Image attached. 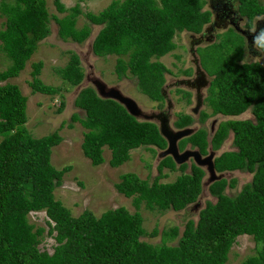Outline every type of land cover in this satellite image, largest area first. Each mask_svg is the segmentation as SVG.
Listing matches in <instances>:
<instances>
[{"label": "trees", "instance_id": "16d2710c", "mask_svg": "<svg viewBox=\"0 0 264 264\" xmlns=\"http://www.w3.org/2000/svg\"><path fill=\"white\" fill-rule=\"evenodd\" d=\"M54 5L58 13L66 15L50 16L45 0H0V16L5 17L0 29V54L10 63L6 70H0V264H226L236 239L243 235L252 237L256 250L241 264H264L263 102L257 103L254 111L262 120L257 126L230 121L222 124L209 142L202 129L181 141L180 150L190 144L206 155L208 145L211 150H218L232 129L237 150L216 157L215 171L252 175L251 181L233 197L226 195L225 190L235 187V179L223 178L210 184L207 191L215 202L206 200L197 220L186 221L181 233L174 226L162 232L159 243L145 241L146 235L156 237L158 229L147 234L138 210L144 204L153 212H180L197 203L206 174L193 163L187 174V164L177 167L170 157H165L159 161L158 175L152 182L135 173L121 175L115 188L132 198L134 213L119 207L100 216L85 210L74 217L55 198L54 190L69 171V167L58 170L51 164L52 148L62 138L58 131L32 137L25 127L27 97L17 85L7 83L19 76L38 44L50 35V22L56 23L60 39L77 44L91 34L87 25L77 28L79 16L101 27L92 40L93 54L104 59L116 56L117 79L130 74L141 94L152 102H162L163 73L167 69L158 59L176 48V34L199 33L208 23L209 14L201 11L203 0H114L97 14L83 13L78 5L66 9L61 0H54ZM247 9L253 14V7ZM209 47L201 55L208 72L213 73V45ZM31 66V92L60 95L59 87L45 85L39 79L42 62ZM236 67L235 62L217 64L220 96L213 100L212 81L208 98L212 112L214 107L215 113L238 114L249 105L232 80ZM55 71L72 87L84 80L76 53H71L67 64ZM233 83L236 87H231ZM260 96L264 97V91ZM74 106L84 112L83 118L74 114L72 121L85 129L81 150L93 166L104 163V148L109 150V166L114 168L129 161L130 152L137 148H166L156 123L135 119L116 101L98 97L91 86L80 89ZM63 107L64 103H60L58 112ZM192 122L191 117L180 114L173 125L184 129ZM165 169L178 170L180 174L174 181L163 183L161 180L168 177L163 173ZM37 212L45 213L48 235L56 243L52 254L40 248L45 228L28 219L30 213ZM175 240V244H168Z\"/></svg>", "mask_w": 264, "mask_h": 264}, {"label": "rangeland", "instance_id": "374dc122", "mask_svg": "<svg viewBox=\"0 0 264 264\" xmlns=\"http://www.w3.org/2000/svg\"><path fill=\"white\" fill-rule=\"evenodd\" d=\"M47 10L50 16L62 18L66 13H58L54 0H45ZM114 0H61V3L66 9H70L76 5L79 6L83 13L97 14L104 10ZM122 1V0H119ZM158 1V0H156ZM5 17L0 16V29L3 28ZM87 25L91 31L90 37L82 44L74 43L70 40H62L58 37V27L54 21L50 22V35L38 44L36 52L31 59L26 63L18 77L9 79L7 83L15 84L21 90V93L27 97V122L25 127L29 134L34 138H40L51 134L55 131L59 132L62 138L61 143L52 148L51 164L58 170L69 167V171L63 176L61 185L54 190V196L59 200L69 211L72 216L76 217L83 211L89 210L96 216H100L103 212L119 207H125L130 213L135 212L132 198H126L120 194L115 185L120 182V176L126 173H135L141 179H148L152 182L158 175L157 165L159 163V150H148L143 147L137 148L130 152V159L119 167H110L109 159L110 152L104 148L103 157L104 163L99 166H93L88 158H86L81 150L83 141V133L85 129L79 122H73L72 116L77 114L80 118L84 117V112L74 106V100L83 87L91 86L85 76L97 77L103 80L107 86L119 89L124 95L136 101L140 109L146 113H151L156 110V103L150 101L144 94H141L136 87V79L128 74L121 79H117L114 73L116 56L108 58L96 57L91 49L92 40L98 33L101 27L94 26L82 16L77 18V28H82ZM182 33H178L173 38L176 48L170 53L160 58L161 63L170 71V76L167 80L179 77L181 71L187 66L188 60L179 61L180 56L187 57L188 39ZM183 43V44H182ZM187 45V46H186ZM210 48V47H209ZM208 48V49H209ZM213 50V49H212ZM205 51L201 54L204 55ZM71 53H76L81 61V66L84 71V80L77 86L72 87L62 81L56 73V68L64 67ZM200 54V51H198ZM201 56L200 58H202ZM206 63H208V60ZM42 62V67L39 79L49 86L59 87L60 95L48 96L43 94H33L29 87L31 82L32 63ZM10 65L4 54H0V70H6ZM168 82V83H169ZM173 88L168 89V94L173 103L172 124L176 118L175 113H190L189 103L181 101L179 96L175 94ZM60 103H64L61 112H58ZM210 110L208 109L207 112ZM178 114V115H179ZM197 115H194L195 124L192 128L197 129L200 125L197 123ZM204 126V125H203ZM204 129L205 128L204 126ZM232 138L228 137L216 151V156L222 152L231 151L234 147L231 144ZM189 147V146H187ZM188 161L185 173L190 172ZM178 167V166H177ZM167 173L168 177L162 179L161 182H172L180 174L178 170ZM225 178L236 180L234 188H226L225 194L235 196L242 187L248 184L252 175L247 172L235 171L226 173ZM206 182V177L205 181ZM206 200L215 202V198L209 195L207 186H204L203 194L200 196L197 207L196 204L189 205L185 210L174 212L168 210L166 212L149 211L144 204L140 205L139 212L143 218V227L149 234L155 227L158 229V235L154 238L146 235L143 239L152 244L160 242L163 231H168L174 226L181 231L184 224L189 219L196 221L198 211L204 206ZM30 223H34L37 227H44V239L40 244L42 250H46L50 254L53 252V247L56 245L54 239L48 235V227L46 226V216L44 212L30 213ZM175 241H169V245L175 244ZM256 244L250 236H239L235 244L232 246L226 264H241L247 257L255 254Z\"/></svg>", "mask_w": 264, "mask_h": 264}, {"label": "flooded vegetation", "instance_id": "af4514ba", "mask_svg": "<svg viewBox=\"0 0 264 264\" xmlns=\"http://www.w3.org/2000/svg\"><path fill=\"white\" fill-rule=\"evenodd\" d=\"M203 1L204 6L201 11L209 14V21L201 28L199 33L181 32L182 35H185L184 37L188 39V46L186 45L188 48L187 57L180 56L179 61L184 62V60H188V64L180 70V76L170 79V82L167 80V76H170V71L165 67L167 71L163 73L164 83L161 89L163 101L153 102L156 103V110L149 114H164L169 120L171 119L174 106L169 97L168 89L173 88V92L179 96L178 99L191 105L189 114L181 113L182 115H187L193 119V122L189 127L192 128L195 124L194 115H197L198 117L196 120L200 126L197 129H192L194 132L200 129L204 130L208 135L207 139L209 142L210 137L214 135L224 123L235 121L244 122L246 125L250 126H257L258 123L262 121L257 118L254 111L257 103H264V97L260 96L264 91V53H260L251 47V31L256 26L257 17H264V0ZM247 6L253 7V14H250ZM257 29H264V21L257 22ZM212 45L213 73L208 72V69L203 64L202 58H200L202 56L201 52ZM246 50L247 55L258 58L242 64L241 60L245 57ZM198 51H200V54ZM158 60L161 62L160 59ZM219 62H235L237 66L236 68H238L234 71L236 74L232 77V80L238 85V92L244 95L246 101L249 100V105L238 114L224 115L221 113H215L214 107L212 112V108L209 106L208 98L210 96L212 81L213 100L220 96L218 86H216V79L219 75L216 71V67ZM85 77L86 79H90V76ZM235 84L233 83L231 87H236ZM198 102H200V104L197 108ZM208 109L210 110L209 112H207ZM175 114V120H177L180 114ZM170 125L174 130H179L174 127L173 123H170ZM203 125L207 129H204ZM230 136L232 138L231 144L234 147L231 151H236L237 148L233 144V138L235 136L232 129H229L226 139ZM182 140L177 143L179 152L184 150H196L200 153L196 147H192L190 144H186L185 147L180 150L179 146ZM218 150H211V147L208 145L207 154H200L202 157H205L209 153H213L214 163V159L219 156H216V151ZM159 151L161 152L163 150ZM189 161L193 163L192 159ZM216 174L219 175L217 172ZM203 181H205V177L203 178Z\"/></svg>", "mask_w": 264, "mask_h": 264}, {"label": "water", "instance_id": "95a60500", "mask_svg": "<svg viewBox=\"0 0 264 264\" xmlns=\"http://www.w3.org/2000/svg\"><path fill=\"white\" fill-rule=\"evenodd\" d=\"M88 83L93 87L98 97L101 99H110L120 104L126 112L135 119H142L144 121H153L158 124L159 133L166 142V149L159 154V158L171 157L173 162L180 166L187 163L190 159L193 160L197 167L204 169L208 175L206 182L203 186H209L215 181L224 178L223 174L217 175L213 163V153H209L207 156L202 157L196 150H184L179 152L177 147L178 141L191 136L194 130L191 127L174 130L171 128L170 120L164 114H146L144 113L135 100L124 95L119 89L115 87H109L107 84L97 78L92 77L87 79ZM200 102H198L199 107ZM196 207L198 206L195 203Z\"/></svg>", "mask_w": 264, "mask_h": 264}, {"label": "clouds", "instance_id": "9594fccd", "mask_svg": "<svg viewBox=\"0 0 264 264\" xmlns=\"http://www.w3.org/2000/svg\"><path fill=\"white\" fill-rule=\"evenodd\" d=\"M258 21H264V17H257V21H256V26L255 28L251 31V35H252V42H251V47L254 48L256 51L260 52V53H264V29H257V22ZM249 47V44H248ZM248 49V48H247ZM258 57H251L249 55H247V50H246V55L245 57L241 60L242 64H245L246 62H250L252 60L257 59ZM180 130V129H179ZM167 146V145H166ZM158 150V149H155ZM165 150V149H164ZM162 152V151H161ZM160 152V153H161ZM159 153V154H160ZM171 158V157H170ZM162 159V158H160ZM194 163V162H193ZM186 164V163H185ZM200 168V167H199ZM202 169V168H201ZM204 170V169H203ZM205 171V170H204ZM228 173V172H227ZM205 177L208 178V175L205 171ZM226 174V173H225ZM225 174L224 178H225ZM223 179V178H222ZM205 182H203L204 184ZM203 186V185H202ZM208 187V186H207ZM204 189V186H203Z\"/></svg>", "mask_w": 264, "mask_h": 264}]
</instances>
